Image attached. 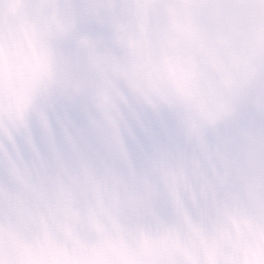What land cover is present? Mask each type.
<instances>
[{"label": "snow or ice", "instance_id": "1", "mask_svg": "<svg viewBox=\"0 0 264 264\" xmlns=\"http://www.w3.org/2000/svg\"><path fill=\"white\" fill-rule=\"evenodd\" d=\"M0 264H264V0H0Z\"/></svg>", "mask_w": 264, "mask_h": 264}]
</instances>
